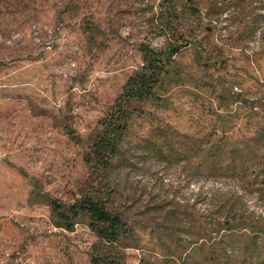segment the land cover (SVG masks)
<instances>
[{
  "label": "rangeland",
  "instance_id": "obj_1",
  "mask_svg": "<svg viewBox=\"0 0 264 264\" xmlns=\"http://www.w3.org/2000/svg\"><path fill=\"white\" fill-rule=\"evenodd\" d=\"M141 45L182 46L180 82L146 113L181 135L251 140L264 163V0H198L195 11L182 0H0V264H91L93 233L57 228L42 201L88 191L91 134L141 66ZM152 121H138L130 141ZM127 157L109 200L137 228L125 264L183 263L152 234L176 203L198 219L224 203L264 215L255 173L192 180L184 162Z\"/></svg>",
  "mask_w": 264,
  "mask_h": 264
},
{
  "label": "trees",
  "instance_id": "obj_2",
  "mask_svg": "<svg viewBox=\"0 0 264 264\" xmlns=\"http://www.w3.org/2000/svg\"><path fill=\"white\" fill-rule=\"evenodd\" d=\"M182 1L190 11L196 10L198 0ZM181 48L171 45L155 50L140 46L141 66L125 82L91 134L84 154L88 191L69 204L49 197L42 201L57 228L72 232L77 225L84 224L93 233L97 241L91 248V264H125V250L136 246L135 224L109 208L119 171L129 166L127 153L151 155L156 160L173 161L171 164L184 162L192 180L200 172L211 178L247 177L255 173V178L264 183V163L251 140L235 142L181 135L145 112L147 106L163 107L168 84L180 82L182 68L175 57ZM146 117L152 118L155 126L151 124L148 133L131 142L133 128ZM68 135L80 142L71 132ZM174 205L170 204L173 209L165 213L163 221L167 225L152 233L166 252L170 247L165 245V237L175 248L185 250L179 253L176 249L171 255L173 260H181L182 264H264V215L244 213L237 206L224 203L213 217L198 219L191 213L193 204ZM177 237L181 238L178 242Z\"/></svg>",
  "mask_w": 264,
  "mask_h": 264
}]
</instances>
